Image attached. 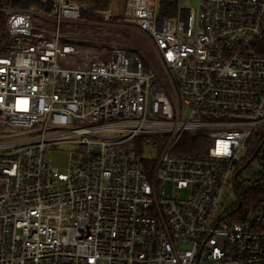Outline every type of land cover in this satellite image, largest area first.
<instances>
[{
  "label": "built area",
  "instance_id": "1",
  "mask_svg": "<svg viewBox=\"0 0 264 264\" xmlns=\"http://www.w3.org/2000/svg\"><path fill=\"white\" fill-rule=\"evenodd\" d=\"M0 264H264V0H0Z\"/></svg>",
  "mask_w": 264,
  "mask_h": 264
},
{
  "label": "rangeland",
  "instance_id": "2",
  "mask_svg": "<svg viewBox=\"0 0 264 264\" xmlns=\"http://www.w3.org/2000/svg\"><path fill=\"white\" fill-rule=\"evenodd\" d=\"M182 6H190L193 8H196L195 4H189L188 2H182L181 3ZM62 30H64L66 28L65 25H62ZM71 29H74L75 31H77L78 33H84L85 35H88L91 29L89 27L83 26V25H72L70 27ZM121 35L124 38H130L141 50H144L146 54H148V52H146V48L149 47L147 41L138 34H132L129 33L125 30H121ZM149 49V48H148ZM157 72H159L160 75H162V73L159 71V69H156ZM71 149L70 146H61L59 148L60 151H51L49 153V159L52 161L53 163V167L55 169H57L60 173H66L68 170V151ZM260 168V163L258 161H255L252 163L251 167L248 168L247 170L244 171V173L242 174L243 177H252L253 175H255V173L258 172Z\"/></svg>",
  "mask_w": 264,
  "mask_h": 264
},
{
  "label": "trees",
  "instance_id": "3",
  "mask_svg": "<svg viewBox=\"0 0 264 264\" xmlns=\"http://www.w3.org/2000/svg\"><path fill=\"white\" fill-rule=\"evenodd\" d=\"M145 50H146V52H148L149 49L146 48ZM252 144H253V145H252V146L250 147V149H249V153H248L249 155L254 151L255 146H256V143H252Z\"/></svg>",
  "mask_w": 264,
  "mask_h": 264
},
{
  "label": "water",
  "instance_id": "4",
  "mask_svg": "<svg viewBox=\"0 0 264 264\" xmlns=\"http://www.w3.org/2000/svg\"><path fill=\"white\" fill-rule=\"evenodd\" d=\"M259 148H260V147H259ZM259 148L255 151L254 155L252 156V158H251L248 162H250V161L256 156V154H257Z\"/></svg>",
  "mask_w": 264,
  "mask_h": 264
}]
</instances>
